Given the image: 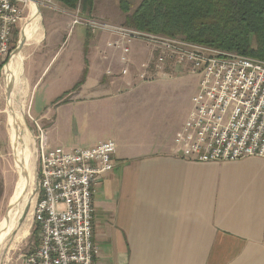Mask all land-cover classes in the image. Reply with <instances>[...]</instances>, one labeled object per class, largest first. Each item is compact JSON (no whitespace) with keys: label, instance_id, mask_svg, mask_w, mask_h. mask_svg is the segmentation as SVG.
Listing matches in <instances>:
<instances>
[{"label":"crops","instance_id":"obj_1","mask_svg":"<svg viewBox=\"0 0 264 264\" xmlns=\"http://www.w3.org/2000/svg\"><path fill=\"white\" fill-rule=\"evenodd\" d=\"M76 11H41L45 41L26 74L46 149L116 141L114 169L93 185L95 264H264V158L183 159L186 116L169 127L141 101L158 83L139 75L152 50L110 47L117 36L74 25Z\"/></svg>","mask_w":264,"mask_h":264},{"label":"built area","instance_id":"obj_2","mask_svg":"<svg viewBox=\"0 0 264 264\" xmlns=\"http://www.w3.org/2000/svg\"><path fill=\"white\" fill-rule=\"evenodd\" d=\"M39 3L40 1L37 0ZM32 0H0V74L14 53L15 34ZM79 11V9L77 10ZM73 24L117 36L110 47L130 51L133 41L152 47L141 79L190 73L199 76L192 109L176 135L183 159L199 162L264 158V60L71 13ZM123 62L127 57L123 56ZM6 66V65H5ZM124 72H127L125 69ZM40 177L35 220L40 243L25 264H95L94 182L114 169L113 138L91 147L46 149L40 133Z\"/></svg>","mask_w":264,"mask_h":264},{"label":"rangeland","instance_id":"obj_3","mask_svg":"<svg viewBox=\"0 0 264 264\" xmlns=\"http://www.w3.org/2000/svg\"><path fill=\"white\" fill-rule=\"evenodd\" d=\"M39 1V29L35 32L32 38L26 40L22 48L18 51V54L22 58L21 61H18V66L21 71L20 75L17 77L18 79L16 78V81H13L12 84H8L6 82L5 65L10 63V61L4 64L2 73L0 74V223L8 212L10 201L14 195L19 178L18 160L16 157V150L13 146V134L11 133L12 127L9 123V116L11 114L10 108L12 112L16 113V116L20 120V126L22 127L23 133L22 138L25 140L23 142V146L20 145V152H23L24 148L29 152L28 164L30 167V174L32 176L31 183L26 191L27 195L25 194V200L23 199L21 201L22 211L19 220H17L14 225L15 227L11 231L12 233H9L6 236L0 247V264H25L27 255L35 250L40 243L41 231L39 224L35 220L34 212L38 196L40 177L42 141H40L39 136L40 133H44L45 131L44 128L41 129L44 125L40 128L35 119L36 115L31 113L30 106L32 104L33 97L32 89L29 86L30 83L26 73L31 72L30 64L34 61V51H37L38 49L36 47L41 46L45 41L41 11H65L69 8H65V6L58 0ZM141 1L142 0H130L132 7L131 12L139 6ZM119 4L120 0H95L94 9L91 13H88V11L85 13V11L80 8L79 11H76L78 9H70V11L79 12L85 17L96 18L102 22L124 26L126 15L121 11ZM93 12L94 14L92 16L89 15ZM30 13L31 11H28L24 22L18 27L19 29L15 34V48L13 55L18 50L22 38L23 26L29 19ZM78 25L82 26L81 24ZM102 33L111 32L108 30H102L94 35ZM147 47L152 50V47L148 45ZM37 55L38 54H36V56ZM41 56L43 57L44 54ZM153 56L152 50V57L149 62L153 61ZM163 77H169L170 80L162 81L164 80ZM141 80L142 83H156L158 81L155 85L148 87L145 94L141 96V101L145 105L152 108V112L149 114L148 119L156 122L159 121L161 123L164 122L170 127L172 125H176L179 121L184 120L185 116L187 118L193 106L192 104L191 109L186 115L190 106V97L193 94L195 95L198 89V75L177 72L169 74L167 71L166 75L159 76L153 80ZM9 85L11 86V89H9ZM23 154H26L25 151ZM24 229H27L29 232L24 234Z\"/></svg>","mask_w":264,"mask_h":264},{"label":"trees","instance_id":"obj_4","mask_svg":"<svg viewBox=\"0 0 264 264\" xmlns=\"http://www.w3.org/2000/svg\"><path fill=\"white\" fill-rule=\"evenodd\" d=\"M58 1L88 13L95 5V0ZM119 6L125 26L264 60V0H142L133 12L130 0Z\"/></svg>","mask_w":264,"mask_h":264},{"label":"bare ground","instance_id":"obj_5","mask_svg":"<svg viewBox=\"0 0 264 264\" xmlns=\"http://www.w3.org/2000/svg\"><path fill=\"white\" fill-rule=\"evenodd\" d=\"M39 21H40V13H39V7L37 5V0H32L30 17L27 20V22L25 23V25L23 26L22 37L26 38L27 40L32 38L34 36L35 32H37L39 29V26H38ZM21 60H22V58L18 54V51H16V53L13 55L12 59L10 60V63H8L6 65V67H5L6 82L8 84H12L13 81H16L15 79L20 75L21 71L19 69L20 67L18 66V61H21ZM10 112H11V114L9 116V123L12 127L11 133L13 134L12 135L13 146L16 150V157L18 160L19 178H18V182H17L16 188H15L14 195L10 201L8 212L0 223V247L3 243V241L5 240L6 236L9 233L10 234L12 233L11 231L14 229V227H15L14 225L16 224L17 220H19V217H20L21 211H22L21 201L23 199L25 200L26 191H27L28 186L32 180V178H31L32 176L30 174L31 173L30 167L28 164L29 152L25 148L23 149V152L25 151V153H26L25 155L23 154L22 151L20 152V145L23 146V142L25 141L22 138L23 133H22V127L20 126L21 125L20 120L16 116V113L12 112L11 108H10ZM28 232L29 231L27 229L23 230L24 234H27ZM18 235H19V233H18ZM18 239H19V237H18Z\"/></svg>","mask_w":264,"mask_h":264},{"label":"water","instance_id":"obj_6","mask_svg":"<svg viewBox=\"0 0 264 264\" xmlns=\"http://www.w3.org/2000/svg\"><path fill=\"white\" fill-rule=\"evenodd\" d=\"M37 5L39 6V2L37 1ZM26 38H24V37H22L21 38V41H20V44H19V47H18V50L17 51H19L21 48H22V46L24 45V43L26 42ZM9 89H11V86H10V88ZM10 91V90H9Z\"/></svg>","mask_w":264,"mask_h":264}]
</instances>
